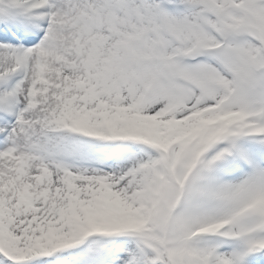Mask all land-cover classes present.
Wrapping results in <instances>:
<instances>
[{
	"label": "snow or ice",
	"instance_id": "1",
	"mask_svg": "<svg viewBox=\"0 0 264 264\" xmlns=\"http://www.w3.org/2000/svg\"><path fill=\"white\" fill-rule=\"evenodd\" d=\"M0 264H264V0H0Z\"/></svg>",
	"mask_w": 264,
	"mask_h": 264
}]
</instances>
